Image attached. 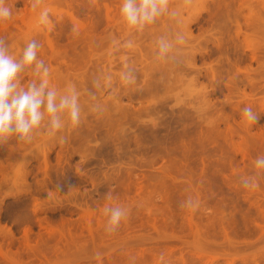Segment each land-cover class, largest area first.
<instances>
[{
	"label": "rangeland",
	"instance_id": "rangeland-1",
	"mask_svg": "<svg viewBox=\"0 0 264 264\" xmlns=\"http://www.w3.org/2000/svg\"><path fill=\"white\" fill-rule=\"evenodd\" d=\"M240 1L170 0L136 30L123 0H6L9 53L36 40L58 97L75 86L81 123L61 113L49 137L46 115L31 144H0V264H264V0ZM109 206L127 210L111 233Z\"/></svg>",
	"mask_w": 264,
	"mask_h": 264
},
{
	"label": "clouds",
	"instance_id": "clouds-1",
	"mask_svg": "<svg viewBox=\"0 0 264 264\" xmlns=\"http://www.w3.org/2000/svg\"><path fill=\"white\" fill-rule=\"evenodd\" d=\"M41 2L42 0H32V9H37ZM169 3L170 0H123L120 17L129 29L142 30L155 23L158 17L169 13ZM12 14L6 0H0V23L10 19ZM171 15L175 16L177 13L173 11ZM48 21L49 12L44 9L40 12L39 22L46 25ZM184 42L185 37L179 33L175 35L174 44L161 37L158 42L159 54L166 55L176 44ZM40 47L36 40L29 41L17 59L9 53L5 38L0 37V144L6 143L12 137L19 143L31 144L36 139L35 130L41 127L46 115L48 121L44 127L49 137H54L64 128L61 113L67 114L72 127H78L81 123V106L75 86L58 97L56 88L50 87L49 67L43 60L38 59ZM28 67L34 68L38 80L23 88L18 76ZM124 80L128 84L135 83L136 77L131 69L125 72ZM242 114L248 123L255 124L259 120V115L251 107H244ZM66 141V137L60 138V143ZM255 164L264 168V156H258ZM242 184L245 188L256 186L247 179ZM105 214L108 216L106 230L111 233L118 229L121 220L127 215V210L120 206H109L105 208Z\"/></svg>",
	"mask_w": 264,
	"mask_h": 264
},
{
	"label": "bare ground",
	"instance_id": "bare-ground-1",
	"mask_svg": "<svg viewBox=\"0 0 264 264\" xmlns=\"http://www.w3.org/2000/svg\"><path fill=\"white\" fill-rule=\"evenodd\" d=\"M247 2H250L249 0H246ZM246 1L245 0H243V3H242V1H240L242 4H241V7L243 8V7H245L246 6V8H247V5H249L248 3L246 4ZM239 2V1H238ZM217 3V2H216ZM219 4H220V2H218ZM223 3V2H222ZM222 3L220 4V5H222ZM251 3V2H250ZM235 4V3H234ZM233 4V5H234ZM225 5H227V4H225ZM223 6H224V3H223ZM222 6V7H223ZM228 7V6H227ZM234 7H236V6H234ZM224 8V7H223ZM226 8V7H225ZM239 8V7H238ZM250 8V7H249ZM248 8V9H249ZM228 9V8H227ZM231 9V8H230ZM213 11V10H212ZM210 12V11H209ZM215 12V11H214ZM251 12V11H250ZM216 13V12H215ZM214 13V14H215ZM226 14H228V12H226ZM211 15V14H210ZM213 15V14H212ZM257 15V14H256ZM255 16V15H254ZM227 17V16H226ZM232 18V17H231ZM252 18H254V17H252ZM233 19V18H232ZM255 19H256V17H255ZM258 19V18H257ZM233 20H236L235 22H237V18H235V19H233ZM260 20V19H259ZM241 23V22H240ZM249 23V22H248ZM262 23V22H261ZM243 24V23H242ZM257 24V23H256ZM260 24V23H259ZM261 25V24H260ZM239 25H237V27H238ZM243 27V26H242ZM248 27V26H247ZM257 27V26H256ZM257 29V28H256ZM211 32V31H210ZM220 40V39H219ZM249 46V45H248ZM201 48V47H200ZM203 50V49H202ZM256 51V50H255ZM196 52V51H195ZM202 53V52H201ZM254 53V52H253ZM257 52H255V54H256ZM256 55H258V54H256ZM255 55H253V57H254ZM258 57V56H257ZM256 57V58H257ZM264 63V62H263ZM261 66V65H260ZM263 67V66H262ZM215 70V69H214ZM236 71V70H235ZM248 71V70H247ZM215 73H217L216 71H215ZM246 73V72H245ZM245 73H244V75H245ZM248 73V72H247ZM221 74V73H220ZM240 74V73H239ZM250 74V73H249ZM32 77H33V75H32ZM249 77H250V75H249ZM251 79H253L252 77H250ZM263 87H264V85H263ZM249 96V95H248ZM251 97V96H250ZM263 97V96H262ZM14 139V138H13ZM15 140V139H14ZM19 143V142H18ZM21 145V144H20ZM19 145V146H20ZM16 147V146H15ZM10 149V148H9ZM11 149H12V147H11ZM16 149H17V147H16ZM13 152H14V150H13ZM10 153V155H11V152H9ZM14 154V156L17 154H15V153H12V155ZM8 155V154H7ZM14 156H13V158H14ZM16 157V156H15ZM11 158V157H10ZM12 159V158H11ZM10 159V160H11ZM14 161V160H13ZM11 162V161H10ZM6 169H7V167H5ZM2 169V168H1ZM1 171V170H0ZM5 170H3L2 171V173L4 172ZM7 172H5L4 174H6ZM4 176V175H3ZM6 176V175H5ZM4 178V177H3ZM2 178V179H3ZM5 179V178H4Z\"/></svg>",
	"mask_w": 264,
	"mask_h": 264
}]
</instances>
